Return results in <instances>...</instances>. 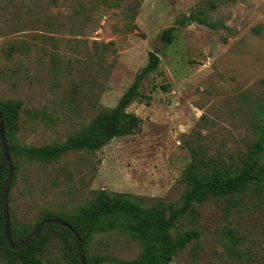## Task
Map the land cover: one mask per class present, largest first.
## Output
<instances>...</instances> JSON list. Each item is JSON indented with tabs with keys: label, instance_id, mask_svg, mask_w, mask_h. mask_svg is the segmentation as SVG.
Returning a JSON list of instances; mask_svg holds the SVG:
<instances>
[{
	"label": "rangeland",
	"instance_id": "1",
	"mask_svg": "<svg viewBox=\"0 0 264 264\" xmlns=\"http://www.w3.org/2000/svg\"><path fill=\"white\" fill-rule=\"evenodd\" d=\"M192 10L216 26L179 25ZM172 25L175 39L163 46L160 34ZM150 52L160 63L127 107L140 130L54 161L14 158L10 222L88 220L101 189L143 205L177 203L193 156L200 172L235 173L258 141L264 167V0H0V100H20L23 144L63 142L85 129L117 103ZM191 228L199 238L168 264H264V189L194 204L177 221V230ZM84 248L88 258L133 259L141 243L112 229ZM66 250L51 233L39 257L65 264ZM0 264L20 261L0 245Z\"/></svg>",
	"mask_w": 264,
	"mask_h": 264
},
{
	"label": "trees",
	"instance_id": "2",
	"mask_svg": "<svg viewBox=\"0 0 264 264\" xmlns=\"http://www.w3.org/2000/svg\"><path fill=\"white\" fill-rule=\"evenodd\" d=\"M211 4L214 5L213 1ZM177 22L179 25L198 22L211 28L216 26L200 10L190 11ZM176 28L172 25L161 32L160 40L163 46H168L174 41ZM159 63V56L155 52H150L147 63L139 70L117 103L113 107L102 109L85 129L74 133L63 142H54L44 146L21 143L16 137L21 102L17 99L0 100L4 135L14 171L16 170L14 158L26 162L54 161L67 152L96 151L115 137L137 133L140 130L141 119L135 113L127 111V107L138 96L139 86L143 79L155 71ZM262 128V133H264V120ZM261 150V142L258 141L244 164L235 173L221 170L217 166L210 167L207 172H200L198 171L199 163L193 156L185 169L186 187L177 203L143 205L130 195L101 189L97 193V205L88 220L76 222L72 219L44 214L36 223L44 218H58L70 224L81 238L86 264H101L106 261H116L119 264H168L177 250L183 249L190 241L200 236V230L197 228L177 230L178 219L190 211L194 204L202 203L209 197L220 194L240 195L248 189L256 192L264 189V167L259 165ZM6 175L7 165L0 144V245L4 250L13 254L20 264H46L39 256L45 250V241L49 234L54 233L67 245L65 264H81L71 231L55 224L44 225L31 242L23 248L12 250L8 247L4 238L2 218V193ZM14 181L13 173L9 190ZM32 229L31 226H20L10 222L12 241L20 243ZM45 229H51L52 232L41 236ZM112 229L126 231L132 238L138 240L141 243L138 255L133 259H115L104 255H94L88 258L84 253V247L92 240L94 233Z\"/></svg>",
	"mask_w": 264,
	"mask_h": 264
},
{
	"label": "water",
	"instance_id": "3",
	"mask_svg": "<svg viewBox=\"0 0 264 264\" xmlns=\"http://www.w3.org/2000/svg\"><path fill=\"white\" fill-rule=\"evenodd\" d=\"M0 144L3 152V157L7 165V175H6V181L3 187V193H2V218H3V230H4V238L8 245V247L12 250H17L20 248L25 247L28 245L31 240L39 233L41 228L50 223L59 225L62 227H65L69 229L74 237V241L76 244V250L77 254L80 260L81 264H86L83 257V250H82V242L79 234L75 229L71 227L70 224L67 222L58 219V218H44L40 220L35 227L31 230V232L21 241L20 243H14L11 239V231H10V219H9V211H8V203H7V194L10 187V182L14 173L13 169V162L10 156V153L8 151L5 135H4V129H3V120H2V114L0 110Z\"/></svg>",
	"mask_w": 264,
	"mask_h": 264
}]
</instances>
